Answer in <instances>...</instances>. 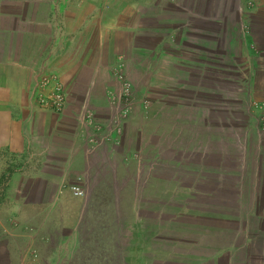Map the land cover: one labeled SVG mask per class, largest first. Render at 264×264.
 Wrapping results in <instances>:
<instances>
[{
	"label": "rangeland",
	"instance_id": "374dc122",
	"mask_svg": "<svg viewBox=\"0 0 264 264\" xmlns=\"http://www.w3.org/2000/svg\"><path fill=\"white\" fill-rule=\"evenodd\" d=\"M144 6L140 21H155L166 37L156 56L148 37L147 50L108 58L77 85L75 71L64 82L53 74L68 107L54 152L85 156L72 264H131L132 243L148 236L145 254L158 264L199 262L219 249L232 264L263 263L264 10L252 16L253 0ZM18 164L0 157V213Z\"/></svg>",
	"mask_w": 264,
	"mask_h": 264
},
{
	"label": "crops",
	"instance_id": "0c3cea01",
	"mask_svg": "<svg viewBox=\"0 0 264 264\" xmlns=\"http://www.w3.org/2000/svg\"><path fill=\"white\" fill-rule=\"evenodd\" d=\"M146 2L153 0H0V157L13 155L20 162L9 177L0 213V264H72L81 250L77 225L83 197L73 196L69 187L81 178L85 156L79 150L54 152V127L68 107L61 114L41 109L36 84L52 73L63 82L77 74L72 77L77 85L107 67L106 59L147 50L140 43L148 37L157 43L150 49L156 56L166 37L158 39L155 21L149 26L140 21ZM253 2L252 16L264 10V0ZM249 26L250 42L257 44L253 21ZM179 31L181 41L184 30ZM151 242L148 236L132 243L137 256L131 264H158L145 254ZM213 252L190 264H232L230 252Z\"/></svg>",
	"mask_w": 264,
	"mask_h": 264
},
{
	"label": "built area",
	"instance_id": "2783aa9c",
	"mask_svg": "<svg viewBox=\"0 0 264 264\" xmlns=\"http://www.w3.org/2000/svg\"><path fill=\"white\" fill-rule=\"evenodd\" d=\"M36 87V101L41 109L61 112L65 108V91L55 75H43L37 82ZM126 111L127 109H124L123 114ZM69 189L75 197L82 198L84 196L81 178L76 179L75 184L70 185Z\"/></svg>",
	"mask_w": 264,
	"mask_h": 264
},
{
	"label": "trees",
	"instance_id": "16d2710c",
	"mask_svg": "<svg viewBox=\"0 0 264 264\" xmlns=\"http://www.w3.org/2000/svg\"><path fill=\"white\" fill-rule=\"evenodd\" d=\"M112 171H113V170H112ZM112 171H111V172H112ZM91 172H92V170H91ZM112 173H113V172H112ZM114 175H115V174H114ZM114 175H113V177H114Z\"/></svg>",
	"mask_w": 264,
	"mask_h": 264
}]
</instances>
